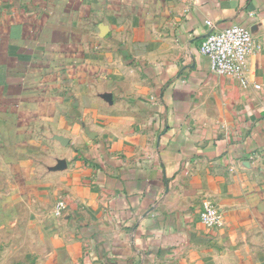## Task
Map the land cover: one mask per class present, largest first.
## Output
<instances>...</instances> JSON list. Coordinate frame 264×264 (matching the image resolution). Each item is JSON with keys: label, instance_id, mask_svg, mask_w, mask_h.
Returning a JSON list of instances; mask_svg holds the SVG:
<instances>
[{"label": "crops", "instance_id": "1", "mask_svg": "<svg viewBox=\"0 0 264 264\" xmlns=\"http://www.w3.org/2000/svg\"><path fill=\"white\" fill-rule=\"evenodd\" d=\"M207 22L251 32L242 75ZM0 185L65 203L33 264H264V0H0Z\"/></svg>", "mask_w": 264, "mask_h": 264}, {"label": "rangeland", "instance_id": "2", "mask_svg": "<svg viewBox=\"0 0 264 264\" xmlns=\"http://www.w3.org/2000/svg\"><path fill=\"white\" fill-rule=\"evenodd\" d=\"M26 189L24 186L0 185V264H33L35 234L29 229L40 224L63 226L60 214L57 213L56 218L48 214L56 202L53 203L49 197L36 198V201L33 197H24ZM205 201L208 200L201 205ZM39 210L46 214L37 216ZM19 244H24L25 248H17ZM14 259L20 261L11 263Z\"/></svg>", "mask_w": 264, "mask_h": 264}, {"label": "built area", "instance_id": "3", "mask_svg": "<svg viewBox=\"0 0 264 264\" xmlns=\"http://www.w3.org/2000/svg\"><path fill=\"white\" fill-rule=\"evenodd\" d=\"M211 29L203 40L200 53L207 57L211 70L220 76H240L244 65L254 47L251 32L239 25H232L219 30L212 22H207ZM65 209V203L57 206L58 214ZM201 222L210 229H219L223 226V215L218 208L209 201L201 206Z\"/></svg>", "mask_w": 264, "mask_h": 264}]
</instances>
